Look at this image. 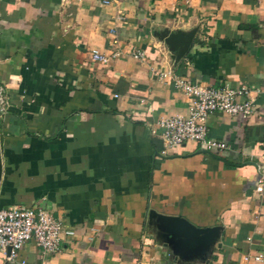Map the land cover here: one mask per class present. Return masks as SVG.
Segmentation results:
<instances>
[{
  "label": "crops",
  "instance_id": "0c3cea01",
  "mask_svg": "<svg viewBox=\"0 0 264 264\" xmlns=\"http://www.w3.org/2000/svg\"><path fill=\"white\" fill-rule=\"evenodd\" d=\"M194 27L174 64L155 33ZM172 76L251 90L248 117H208L223 160L163 147L156 122L188 105ZM0 87V208L44 209L63 231L55 252L23 244L25 264H264V0H0ZM149 209L220 239L178 257Z\"/></svg>",
  "mask_w": 264,
  "mask_h": 264
},
{
  "label": "built area",
  "instance_id": "2783aa9c",
  "mask_svg": "<svg viewBox=\"0 0 264 264\" xmlns=\"http://www.w3.org/2000/svg\"><path fill=\"white\" fill-rule=\"evenodd\" d=\"M107 2V0H106ZM132 55L144 58V51L136 49ZM94 59L107 63L109 58L103 53L92 50ZM115 75V74H114ZM162 76H167L163 72ZM174 86L188 98L185 113L163 116L156 122L160 129V138L164 148L181 145L187 141L198 142L206 149H221L225 143L208 139V117L212 113H223L229 116L248 117L254 108V99L250 89L242 86L215 87L208 84L193 83L183 76H172ZM117 96V95H115ZM6 96L0 87V107L4 110ZM260 177L257 189L264 194V157L259 164ZM61 222L41 208L33 209L21 206L0 208V250L5 256V264H25L18 257L20 248L27 241L35 242L43 252H55L62 237ZM67 235L72 231L65 230ZM261 259V254L246 255L244 259Z\"/></svg>",
  "mask_w": 264,
  "mask_h": 264
},
{
  "label": "water",
  "instance_id": "95a60500",
  "mask_svg": "<svg viewBox=\"0 0 264 264\" xmlns=\"http://www.w3.org/2000/svg\"><path fill=\"white\" fill-rule=\"evenodd\" d=\"M196 27L184 30H169L163 28L155 33V36L164 42L170 57L174 64H177L181 58L188 52ZM199 153H206L209 156L223 160L211 151L202 148ZM2 165L0 160V177ZM156 217L159 221V228L162 231V237L165 244L172 245V252L181 258H190V255L199 256L204 259L206 254L212 249L217 240L220 239L219 226L198 227L187 218L178 215H167L158 213L155 209L147 211L148 223ZM220 246V243L218 244Z\"/></svg>",
  "mask_w": 264,
  "mask_h": 264
}]
</instances>
